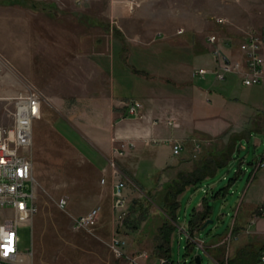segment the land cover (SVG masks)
I'll return each instance as SVG.
<instances>
[{"label": "rangeland", "instance_id": "374dc122", "mask_svg": "<svg viewBox=\"0 0 264 264\" xmlns=\"http://www.w3.org/2000/svg\"><path fill=\"white\" fill-rule=\"evenodd\" d=\"M5 1L8 0H0V127L10 128L13 101L9 99L17 94L39 92L44 100L40 103L39 114L41 109L48 111L53 107L55 110L51 111V116L39 117L31 126L32 143L27 156L36 184V211L29 222L17 228L18 250L26 255V264H158L153 253L159 242L158 227L163 221L160 194L163 185L178 171L162 170V174H156L155 180L150 175L175 160L170 145L162 139L148 142L149 146L142 150V158L137 156L138 163L132 156L131 166L139 168H136L134 182L140 188L129 185L120 177L125 202L119 224L115 222L117 212L112 213L110 209V194L97 188L98 178L92 168L64 139L79 142L80 134L84 133L87 135L84 138L90 141L91 135L102 145L103 132L88 128L99 125L106 128V137L112 134L114 110L111 96L125 98V106L134 100L142 105L137 116L126 115L124 109L121 116L144 122L149 127L177 128L176 113L179 112L183 127L187 112L181 107L185 101L180 96L181 89L187 81L203 88V79L210 81L212 78L206 74L189 80L187 71L192 73L200 67L211 70L207 69L203 54L218 47V40L222 41L228 25L219 18V6L223 8L225 1L235 0H223L222 4L220 0H147L151 2L146 8L141 7V0H122L128 15L146 18L143 21L135 17L120 22L118 26L125 37L120 35L113 20L103 17L107 8L105 1L91 4L85 0L79 4L78 1L75 5L81 8L82 14L77 13L76 20L68 19V15L50 18L40 12L32 13L34 10L24 3L9 5ZM230 7L228 3L227 10H224L228 15L232 14ZM57 27L76 33L77 57L76 61L68 59L71 64L52 62L47 58L48 45L53 40L50 28ZM210 38H214L213 43L209 42ZM70 42L67 38L65 45ZM189 47L195 58L191 68L190 65L187 68L171 66L179 62L185 64ZM54 63L61 66L50 68ZM113 63L124 64L125 68L118 72L126 77L125 83L119 82L121 78H118ZM53 76L54 81H51ZM206 100L205 97L193 100L191 112L200 109L201 114ZM55 102L56 105L61 103L59 108L55 105L49 108ZM56 116L62 118L57 121ZM194 125L203 128L206 122L195 121ZM250 135L249 141H240L231 159L216 170L212 178L185 189L178 196L179 205L173 223L176 226L169 244L171 264H228L231 259L233 264H253L250 259L263 246L264 231L251 232L264 227V219L249 216L245 202L252 199L253 203L260 204L264 196L260 171L252 174L264 150V141L258 138L261 146H253L254 135ZM193 136L192 142L189 139L190 151L178 156L175 170H189L194 162L203 158L218 161V154L224 147L233 144L234 133L226 131L213 138L202 134ZM193 142L199 144L195 153ZM109 143L114 146L112 141ZM219 188H226L225 193L211 198ZM96 193L100 197L92 200V206H99L98 220L91 230L74 229L71 220L75 214L68 208L70 205L87 207L91 195ZM59 198L65 199L63 208L57 206ZM202 198H207L208 222L191 236L201 240L203 247L191 243L186 251V221ZM200 209L201 206L197 210ZM241 219H244V225L238 223ZM178 227L182 231L177 230ZM115 228L118 230L116 235L124 241L121 257H115L108 247L110 234ZM123 234L127 236L123 237ZM218 235L220 237H216ZM194 256L198 257L197 263Z\"/></svg>", "mask_w": 264, "mask_h": 264}, {"label": "crops", "instance_id": "0c3cea01", "mask_svg": "<svg viewBox=\"0 0 264 264\" xmlns=\"http://www.w3.org/2000/svg\"><path fill=\"white\" fill-rule=\"evenodd\" d=\"M38 4L43 5V10H40L39 7L37 10L32 11V13L40 12L44 15L49 16L50 18H60L61 16H69L68 19L76 20L77 13L79 15L82 14L81 8L77 7L75 4H79L82 0H31ZM88 4L96 3V2H104L107 4L104 18H108L114 21V25L118 30V24L120 22H128L133 20L135 17L140 18L143 21L146 19L144 16L138 17L135 15H128L129 13L123 8L121 1L122 0H85ZM220 4L224 1L220 0ZM223 1V2H222ZM151 1L141 0V7L146 8L150 4ZM225 5L219 6V18H222L226 21L224 38L218 40L217 48L219 51L225 56L229 57L232 60H236L240 58V53L238 52V44L243 41L244 37L247 34H254L258 36L264 37V0H235V1H225ZM231 6L230 11H232L231 15H228L224 10H227V5ZM226 7V8H225ZM222 11H224L222 13ZM152 14V13H151ZM146 15V14H145ZM232 17V20H231ZM53 40H51L50 45H48V54L47 58L52 62L58 61H66L71 64L69 61L71 59H75L77 54V38L76 33L72 32V30H67L62 27L50 28ZM118 35V34H117ZM125 37L124 33H120ZM69 38L71 40L70 46L65 45V40ZM125 42V41H124ZM129 45V44H128ZM173 45V44H172ZM178 44H176L177 46ZM189 45V43H187ZM186 45V46H187ZM138 48L142 49L140 45H136ZM209 48V47H208ZM210 49V48H209ZM189 53L186 56L185 64L183 62L173 63L171 66L178 67H188L191 68V62L194 61V54L191 52L189 47ZM210 50H207L206 54H203L202 59L204 63L207 64L208 68H212V60L210 57ZM62 52L64 54H62ZM69 52V55H68ZM260 55L264 61V48L260 51ZM73 57V58H72ZM68 59H70L68 61ZM162 62V64H161ZM159 64L163 65V60L161 59ZM76 64V63H75ZM115 65V70L118 78L120 79V83H125L124 76H121L118 72L120 68H125L124 64L119 65V63ZM63 65V64H62ZM58 64H50V68L58 67ZM61 66V65H60ZM59 66V67H60ZM204 68V67H200ZM75 70V69H74ZM130 75L132 73H129ZM76 75V74H75ZM122 75H124L122 73ZM61 75L59 74V77ZM187 79H192L190 70L187 71ZM53 76L51 81H54ZM76 77V76H75ZM62 78V77H61ZM211 78V77H210ZM204 86L203 88L198 87L196 84H192L191 81H187L186 85L181 89V97L182 101V109L186 110V120L184 121V125L182 127L181 116L179 112L176 113L177 116V128L172 127H149L144 122L133 121L134 119L129 118L127 116H121L122 110L125 109L124 101L125 98L111 96V101L113 102V115H114V128L112 134H109V137L105 135L106 128H100L99 125H92L88 129L90 131L103 132L101 134L102 145H100L98 139H95L93 136L89 135V140L84 138V133L81 135V141L75 142L73 139H67L65 141L70 147H72L76 153L80 156V158L86 162L91 168L94 175L98 178V186L97 188L104 189L106 192L110 194V181H111V170L108 167V161L110 159V149L112 147L118 148L120 145L124 146V151L121 156H115L113 158L115 164V170L118 173L116 178L120 181V177L122 180L127 182L129 185L133 187L140 188L134 182L136 177V168L131 166L132 156L136 158V163H138V158H142V150L144 147H148V142H155L156 140L165 141L170 145V143H177L180 146V152L178 155L174 156L175 160L171 162L169 165L161 168L156 173L150 175L152 180L156 179V174H162V170H174L176 173L180 170H175L178 167L175 166L176 160L179 155H183V153H188L190 149L189 147V139L190 141L193 139L194 134H202L205 137H215L216 135H220L221 133L225 134L226 131L234 133L232 145L233 150L236 151L240 146V141L245 140L249 141L251 139V133L254 135L253 137V146H257L262 144L258 140V138L263 139L264 141V81L258 85L243 87L238 83V79L235 76H227L224 81L217 82L212 78L210 81L203 79ZM67 83L68 81H63ZM205 97L206 102L202 104V113L200 114V109L191 112L190 106L193 100H202ZM135 101V100H134ZM138 102V101H136ZM139 103V102H138ZM59 104V103H58ZM56 105V102L51 104L55 105V108H59V105ZM142 106V105H141ZM62 107V106H61ZM60 107V108H61ZM51 111L55 112L54 108L41 109L40 118H45L46 116H51ZM126 113V112H125ZM122 114V115H125ZM127 115V114H126ZM62 118V116H56L55 120ZM112 118V119H113ZM39 120V119H38ZM54 120V121H55ZM53 121V123H54ZM58 121V120H57ZM181 121V122H180ZM195 121H205L206 126L203 128L196 127L194 125ZM55 124V123H54ZM197 125V124H196ZM181 126V127H180ZM179 127L181 129H179ZM103 135V136H102ZM87 136V135H86ZM73 140V141H72ZM114 144L110 146L111 142ZM192 142V141H191ZM72 144V145H71ZM145 144V145H144ZM230 144V143H229ZM191 145V144H190ZM172 155V154H171ZM138 156V158H137ZM173 156V155H172ZM264 161V150L262 152L261 158H259L258 162ZM257 162V163H258ZM139 165V164H138ZM139 169V168H138ZM135 170V171H134ZM184 170V169H183ZM260 171V180L264 184V169H254L253 175H256V172ZM255 173V174H254ZM130 178H128V176ZM255 177V176H254ZM100 180H103V183L100 184ZM131 181V183H130ZM127 186V185H126ZM91 203L87 207H74L71 206L68 210L73 213V215H78L86 212L92 206V200L98 199L100 196L96 193L95 195H91ZM252 198V195L250 196ZM90 200V199H88ZM87 201V200H85ZM264 201V196L261 197L259 202ZM84 202V201H83ZM252 199H247L245 204L247 208H249V216L252 217V212L259 203H253ZM110 203V202H109ZM254 204V205H253ZM201 206V204H199ZM197 206L195 210L198 209ZM99 207V206H98ZM87 209V210H86ZM251 214V215H250ZM247 215V217L249 218ZM99 217V216H98ZM247 218V219H248ZM260 219H264L259 217ZM246 219V220H247ZM250 219V218H249ZM98 220V219H97ZM206 220V219H205ZM244 220V219H243ZM242 219L239 220L240 224L244 225ZM250 222V221H248ZM255 221H253L254 223ZM116 234H118V230L115 228L113 230ZM260 231H264V227H260V229H255L251 233H259ZM229 232V230H228ZM111 235V234H110ZM127 236L123 234V237ZM119 237V236H118ZM216 237H220L219 235ZM215 237V239H216ZM122 239V238H121ZM214 242V241H213ZM264 250V247L260 250ZM259 259V258H258ZM253 264H264V262L257 261Z\"/></svg>", "mask_w": 264, "mask_h": 264}, {"label": "built area", "instance_id": "2783aa9c", "mask_svg": "<svg viewBox=\"0 0 264 264\" xmlns=\"http://www.w3.org/2000/svg\"><path fill=\"white\" fill-rule=\"evenodd\" d=\"M210 43L214 38L209 39ZM264 48V37L248 34L238 44L240 58L232 60L222 54L217 47L211 50V70L197 69L191 73L192 77L211 75L214 81H222L226 75L232 74L237 77L239 84L244 87L258 85L264 81V61L260 51ZM9 100L13 101V113L9 129L0 127V264H26V255L18 250L17 228L21 224L29 222L34 215L35 180L33 178L32 164L28 159L31 148V126L40 117V103L44 102L39 92L28 91L25 94H17ZM140 103L129 102L126 105L128 116H137ZM194 153L199 144L193 142ZM173 156L178 155L180 146L170 143ZM124 146L110 149L108 167L111 170L110 181V209L116 213L115 222H119L122 206L125 199L122 193L121 182L116 178L117 172L114 167L115 156H121ZM192 153V154H194ZM256 169H264V161L256 164ZM103 180H100V184ZM65 199L59 198L57 206L63 208ZM252 217L264 218V206L259 204L255 207ZM99 216V207L93 206L86 212L72 217L71 226L77 230H91ZM113 216V215H111ZM114 220V218H112ZM253 221V220H252ZM176 226V224H174ZM177 230L182 231L180 227ZM186 239L203 247V242L186 234ZM124 241L113 231L108 240V247L115 257L123 254ZM259 261L264 262V250L259 253ZM130 264H137L135 262ZM158 264H167L165 258H158Z\"/></svg>", "mask_w": 264, "mask_h": 264}, {"label": "trees", "instance_id": "16d2710c", "mask_svg": "<svg viewBox=\"0 0 264 264\" xmlns=\"http://www.w3.org/2000/svg\"><path fill=\"white\" fill-rule=\"evenodd\" d=\"M3 2V1H2ZM9 5H18L24 3L30 7V9L35 10L39 7L43 10V5L38 4L31 0H8L5 1ZM233 145L228 144L224 147L222 152L218 154V161L215 158H211L209 161L206 159H200L191 165L189 170L179 171L175 174L174 178L168 183L163 185L162 193L160 194L159 205L163 211V221L158 227V237L159 242L154 246L153 256L155 258H165L167 264H171L169 261L170 256V236L175 226L173 223L176 221V212L178 208V196L187 188H191L201 183L205 179H210L214 176L216 170L225 165L232 155ZM228 187V185H227ZM226 187V188H227ZM226 188H219L212 195L211 198H217L225 193ZM207 198H202L200 204L201 209H192L189 218L186 221V233L191 236L195 231L199 230L203 221L208 217L209 206L207 204ZM264 206V201L260 203ZM253 210L252 213H254ZM231 229V227H230ZM191 247V242L185 241V250L188 251ZM264 247L258 249V252L253 253L250 261L255 263L259 261L258 255L260 250ZM198 259V257L196 256ZM228 264H233V260H228ZM249 264V263H246Z\"/></svg>", "mask_w": 264, "mask_h": 264}, {"label": "water", "instance_id": "95a60500", "mask_svg": "<svg viewBox=\"0 0 264 264\" xmlns=\"http://www.w3.org/2000/svg\"><path fill=\"white\" fill-rule=\"evenodd\" d=\"M207 222H208V220H204L200 229H202L206 225ZM194 260L196 261V263L198 262V259L196 258V256H194Z\"/></svg>", "mask_w": 264, "mask_h": 264}]
</instances>
